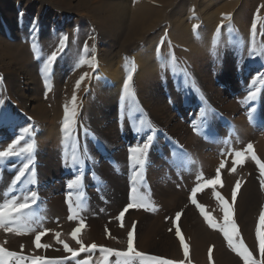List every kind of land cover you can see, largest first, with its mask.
I'll use <instances>...</instances> for the list:
<instances>
[{
    "label": "bare ground",
    "instance_id": "6f19581e",
    "mask_svg": "<svg viewBox=\"0 0 264 264\" xmlns=\"http://www.w3.org/2000/svg\"><path fill=\"white\" fill-rule=\"evenodd\" d=\"M153 1L140 0L136 2L131 8V22H125L124 19L116 16L117 18L114 17L115 21H112L108 27H103L102 36L109 45L104 48V55L100 57L97 67L101 79L89 84L90 95L86 101L89 102L91 99L90 102L93 105L89 110L91 130L104 141L108 148L118 147L120 135L129 133V131L123 132L119 129V123L124 120L121 117V121H119V115H126L124 108L127 109L133 99V94L126 93L123 87L128 75L132 76L130 89L136 91L138 107L148 124L154 122L164 128H169L170 125L174 127V129L169 128V131L175 139L169 138L168 143L162 142L155 145L151 153L143 156L146 161L150 162L149 172L153 183L152 201L159 209L127 214L128 217H132L136 221L134 224L137 232L136 242L139 253L143 257V259L131 260V264H153L147 257H155L159 261L170 260V264L181 262L179 242L175 240L176 234L174 236V229L172 226L170 227V220L177 213L181 215L177 220L178 225L174 228L176 230L178 227L180 232L191 236L193 264H208V260H206L208 249L214 251L213 264L214 261L215 264H242L236 253L225 246L219 234L210 233L198 221L196 204L188 205L181 210L186 204L187 191L190 187L201 178L210 175L218 162L227 163L223 159L227 150H218L217 145L213 142L200 143L186 129H181L175 116L171 114L175 105H179L178 109H174L184 115H201L204 112V106L197 103L199 101H196L190 92L183 94L179 91V80L169 69V63L173 62V57L170 59L169 57L176 54L177 59L183 65H190L193 74L207 95L218 103V107L223 112L234 113L230 102L226 101L227 98H222L221 92L214 85L212 77L214 79L215 74L218 75V72L223 68L229 69L226 63L232 62V60L227 57L224 62L221 56L224 54L232 56V48L241 44L242 40L239 37L242 36L244 39L241 30L244 28L240 24H238L240 32L238 31L236 35L235 24L237 25L238 19L241 16L244 17L245 13L243 12L246 10L248 13L259 12V7L264 3V0H198L192 1V4L190 3L188 6L180 3L177 8H174L172 14L169 13L172 15L171 19L164 16L163 10V6L168 4L169 0H156V3ZM5 3L3 6L0 2V57L6 65L3 66V71L7 75L6 80L9 87L7 93L9 91L10 94L0 97V113L5 117L3 121H0V135L7 137L18 126L24 124L26 126L34 123L38 125L42 130L39 131V149L41 151L39 158L45 165L41 171L47 179H50L54 177V172L59 168L57 146L60 140L57 132L54 131L55 125H53V120L57 118L56 112L50 114V105L40 98L42 89L36 78H28L26 88L28 90V86H30L29 89L34 92L32 99L27 98L24 94H19V89L21 90L23 86L19 77L23 72L26 73V69L20 63L21 57H19L18 51L15 53L10 50V46H7V39L17 37L24 26L20 25V28H17V21L14 20V5L7 1ZM263 15L264 11L261 15V29L264 30ZM222 17H230V19H222ZM164 23L166 25L162 29ZM257 24L256 21L255 26ZM220 25H224V27L217 32ZM194 26H198L195 32L193 31ZM233 26L235 27L231 28ZM164 31L167 32V35L170 34V37L160 39ZM260 38H262L261 35ZM120 41H123V46L125 45L124 47L127 49L136 48L128 55L130 61L135 62L136 66L129 68L130 63L120 58L122 53L118 55V51L121 50L118 47L121 45ZM142 44L144 45L142 46ZM233 56L236 57V55ZM223 63L224 66L221 68ZM14 65L16 67H13ZM31 68L33 67L31 66ZM231 70L227 74L232 75L231 79L234 80L236 73ZM74 79L64 85L63 89L59 86L57 95V100L60 102L59 108L64 109L73 103V98L71 100L70 98L77 95L74 92L77 90V83H74V81L76 82ZM112 87L117 88L113 90ZM235 87L238 90L241 88V84L235 82ZM85 92L86 89L83 88L76 100L79 97L78 100H86L84 99ZM181 95L184 97L182 103L178 102ZM236 99L239 101L241 96H237ZM76 100L75 102H77ZM31 101L34 103L32 107ZM36 125L34 126L36 127ZM65 139L69 140V137L66 135ZM176 144L182 145L183 149ZM121 151L115 155L109 153V156L119 158L117 169L104 166L103 169L106 171L104 180L107 181V186L99 196L91 195L88 210H67L63 206L65 196L61 192V182L57 181L55 184H51L48 191L45 192V197L49 201L42 202L40 205L35 202L19 217L20 226L27 234L9 233L11 239L5 244L4 252L16 255L0 254V264H32V261L37 258L45 264H128L127 258H118L98 250L85 251L79 256L72 257V251L80 252L81 245L88 248L95 244L97 249H107L114 245V241L105 233V230L111 228L112 233L115 235L118 233L113 230L114 227L110 226V223L105 222L115 217L117 210L125 204L127 198V163ZM263 153L264 145L260 144L256 154L263 157ZM190 158H193V163L198 161L197 166L203 170L201 176L192 177L189 174L187 166L190 164ZM226 165V169L232 170L231 163ZM17 166L16 163L6 165L4 161L0 160V181L8 179V174L13 175ZM59 174L57 172L58 176ZM257 174L258 172L256 173L250 164H244L237 170L236 175L231 176L227 173L225 178L228 192L232 188L230 184L232 179L245 178L246 180L237 193L236 219L242 228L245 244L251 248V252L254 254L252 257L254 264H264V256L261 255L259 249L257 250L259 245L256 228L260 213L264 209V189L261 187ZM236 181L238 182V180ZM2 187L3 184L0 186V191H2ZM8 187L5 191L12 193V185L8 183ZM1 199L0 204L6 201L4 197ZM17 200L18 203L24 202L23 198ZM63 222H69L68 226H64L66 223ZM81 223L84 225L86 238L80 244L65 243L72 250L65 251L64 243L54 240L55 235L62 233L63 230L81 225ZM3 229L0 228V233L3 232ZM31 229H35V231H31ZM261 231H264V228ZM37 235L41 236L40 245L42 246L39 248L35 243ZM118 239H122V242L124 240V244L127 241L122 237H118Z\"/></svg>",
    "mask_w": 264,
    "mask_h": 264
},
{
    "label": "rangeland",
    "instance_id": "374dc122",
    "mask_svg": "<svg viewBox=\"0 0 264 264\" xmlns=\"http://www.w3.org/2000/svg\"><path fill=\"white\" fill-rule=\"evenodd\" d=\"M6 1L14 5L13 10L15 15H13L15 17L14 20L16 19L15 21H17V28H20V25L24 26V29L18 33L17 37L7 39V46H10V50L15 53L18 51L19 57H21L20 63L23 64L24 69H26V73L23 72L19 77V81L23 85L21 90L19 89V94H24L27 98L32 99L34 97V92L29 89L30 86H28V90L26 89L29 81L28 78H36L38 80L42 89L40 98L50 105V114L56 112L57 118L53 120V125H55L54 131L57 132L60 141L57 146L59 168L54 172V177L47 179L41 171V168L45 165L42 164L39 158L41 152L39 149V131L42 130L38 125L34 123L33 125L26 126V124H24L18 126L15 131L7 137L0 135V150L7 151L17 140H20V144L14 149V152L19 153L18 155H12L9 159H0L4 161L6 165L13 163L18 164L17 170L13 175L8 174V179L0 181V186L3 184L1 188L2 191H0V202L3 197L5 200L19 199L35 193V200L31 202L32 206L35 202L40 205L42 202L49 201V199L45 197V192L48 191L49 186L60 181L62 185L61 192L65 196V199H63V206L67 210H88L91 195L99 196L107 186V181L104 180L106 175V171L103 169L104 166L114 170L117 169L119 158L111 157L109 153L115 155L122 150L121 152L124 154L126 159L125 162L127 163V198L125 204L117 210L115 217L105 222L107 224L110 223V226L114 227L113 230L118 233L117 235L112 233L111 228L105 230V233L114 241V245L107 249L116 252L128 251V234L131 231L133 232V248L136 252H139L136 242V228L133 229V225L136 221L132 219V217H128L127 214L129 212H142L145 210L155 211L158 210L159 207L152 201L153 183L150 179V162L143 158L145 155L141 153L133 154L131 150L142 148L145 143H149V137H151V146L147 149L146 155L151 153L155 145L162 142L168 143L169 138L175 139L169 131V128L174 129V127L170 125L169 128H164L158 126L154 122L148 124L146 119H144V114L138 107L136 91L134 89H129L131 95L133 94V99L127 106V109L124 108L126 115H119V121H121V117L124 118V120L121 121L122 123H119V129L123 132L129 131V133H122L120 135V144L118 147L113 146L114 148H108L104 141L98 138L94 131L91 130L89 110L92 109L93 105H91V99L89 102L86 101L88 95H90L88 89L89 84L97 79H101L97 67L100 63V57L104 55V48H107V45H109V43L103 39V27H108L112 21H115V18H117L116 16L124 19L125 22H131V8L140 0H0L1 5L5 6ZM192 1L198 0H169V3L163 6L164 16L171 19L174 8H177L180 3H184L188 6L190 3L192 4ZM153 2L156 3L157 1L154 0ZM15 6L16 8L18 6V8L16 9ZM259 8V12L254 11L253 13H248L247 10L243 12L245 13L244 17L241 16L238 19L237 25L235 24L236 27H231L236 28L235 31L237 35L240 28L238 24H240L244 28V30L241 29L244 39H242V36L239 37V39L242 40L240 42L241 44L232 48V56L227 54L221 56L224 62L227 57L232 60L233 63H226L229 69L223 68L218 72V75L215 74L214 79L212 77L214 85L218 91L221 92L222 98H227L226 101L230 102L233 108L232 112L234 113L228 114L218 107V103L213 101L212 98L207 95L205 89L202 88L195 74H193V69L190 65H183L181 61L177 59L176 54H172L169 57V59L173 57V62L169 63V69H171L174 76L179 80V91L183 94L190 92L194 96V99L199 101L197 103L204 106V112L201 115H184L182 112H178L174 109H178V107H180L179 105H175L176 107L172 109L171 114L175 116L181 129H186L188 133L192 134L200 143L206 144L208 142H213L217 145L218 150L226 149L227 152L223 159L227 161L226 164L230 165L231 163L233 167L236 168V171L233 173L231 170L226 169V164L221 168V163L218 162L210 175L201 178L190 187L187 191L186 204L181 210L188 205L196 204L195 209L198 212L197 219L206 230L210 233L219 234L225 246L234 252L229 247L223 235V231L215 229L227 231L229 235L233 236V242L237 246L241 240L243 241V244L252 257L254 254L251 252V248L245 244L242 228L236 219L237 197L234 204L232 201V192L237 184L236 180L239 181L240 188H242L246 180L245 178L232 179L231 182L229 181L232 188L228 192L226 190L227 181L225 177L227 173L231 174V176L236 175L240 167H243L244 164H250L256 173L258 172L257 175L260 182L264 181V176L260 175L261 170L257 164V161L264 164V153L263 157L262 155L258 156V154H256L259 145H264V30L261 29V15L264 11V3ZM170 12L171 14L169 15ZM254 21L258 23L255 26V36H253L252 33L253 25L255 24ZM165 25L166 23H164L161 28L163 29ZM163 33L160 39L170 37V34L167 35V32L164 31ZM260 35L262 38L259 39ZM120 43L121 45H118V47L121 50L118 51L117 47L118 55L122 53L120 58L130 63L129 68L136 66L135 62H131L128 57L129 52L136 48L130 47L127 49L124 47L125 45L123 46V41H120ZM143 45L144 44H142V46ZM34 46L36 48L35 51ZM57 49L61 50L57 51ZM53 54H56L57 59L49 66L48 74L45 75L42 73V69ZM233 55H236V57ZM5 62L7 63L8 61ZM90 65H94V67ZM3 66L6 65L0 57V97L10 94L9 91L7 93L9 87L6 80L7 75L3 71ZM31 66L33 68H31ZM223 66L224 63L221 68ZM13 67H16V65ZM212 69L214 70V68ZM230 70L236 73L234 80L231 79L233 78L232 75L227 74ZM75 77L76 79H74ZM81 77H84V79L80 83L79 88L74 91L77 94L75 97H78V94L85 88L86 92L84 93V99L86 100H78L79 97L74 105L71 103L66 106L68 110L67 115L70 118L73 109H75L76 112L74 122L69 119V134L63 130L66 113L65 108H59L60 102L57 100L58 90L59 86L63 89L64 85L70 83L72 79L76 80V82L74 81L76 84L77 81H81ZM235 82L241 84L240 89H236ZM116 88L117 87H112L111 89L115 90ZM132 88H134L133 85ZM253 92L256 93L255 98L249 100L248 97L251 96ZM182 96L183 95H181L182 99L180 98L178 102H183L184 97ZM237 96H241L239 101L236 99ZM72 98L73 97H71L70 100ZM81 98L83 99V97ZM31 103L32 107L34 103L33 101H31ZM119 111L122 112V110ZM34 125H36V127ZM66 135L69 137V140L65 139ZM28 144L34 145V150L31 154L21 152V149L26 148ZM249 144L253 146L252 153L246 150ZM177 145L178 147H183L182 145L176 144V146ZM182 151L184 152V150ZM203 151L205 152L206 148ZM237 152L242 153V157L239 159L235 156ZM186 154L188 153L186 152ZM133 155L145 160L143 168L139 165L134 166V161L132 159ZM252 156H255L256 160H253ZM234 161L237 162L234 164ZM189 162L190 164L187 166L189 174L192 177L201 176L203 170L197 166L198 161L193 163V158H190ZM25 164L31 167L25 172L20 181L16 182L15 178L20 175V171L18 170L22 171ZM218 170L220 174V184L209 186V182L216 178ZM124 171L126 172V170ZM57 172L60 173L59 176ZM137 173H139V175H137ZM13 180H15V182H12ZM73 181H79L78 187L72 189L68 188V185ZM8 183L12 185V193L5 191L6 188H9ZM133 188L137 191L133 192ZM194 190H196V192L193 196ZM218 197H223V201L227 202V204L232 207V222L237 226L238 236L233 235L231 225L226 222L224 211L222 210V202ZM193 199L196 201L195 204L192 203ZM126 208L128 210L125 212ZM200 209L204 210L203 213ZM122 212L124 215L121 218L120 214ZM175 215L170 220V227L172 226L174 229V236L176 234L174 226L178 225V221L176 220L177 215ZM205 216L211 218L214 227H209L205 220ZM63 223H66L64 226H68L69 224V222ZM79 227L80 225H77L71 229L63 230L62 233L55 235L54 240H59L64 244L76 242V240L72 239V235ZM180 234L189 249V256L186 260L183 247L176 235L174 238L179 242V252L182 257L179 264H193L192 238L184 232H180ZM76 235L80 243L84 241L87 236L84 232V227ZM118 237L127 240L125 244L124 240L122 242V239L120 240ZM9 239H11L9 237V232L4 228L3 232L0 233V249L4 250L5 244ZM258 249L259 246H257V250ZM211 257L213 258H211L210 262L208 249L206 252L208 264H213V250ZM238 257L240 262L245 264L244 260L241 259L240 256ZM168 262L171 263L170 260H168Z\"/></svg>",
    "mask_w": 264,
    "mask_h": 264
},
{
    "label": "snow or ice",
    "instance_id": "6c2138e0",
    "mask_svg": "<svg viewBox=\"0 0 264 264\" xmlns=\"http://www.w3.org/2000/svg\"><path fill=\"white\" fill-rule=\"evenodd\" d=\"M222 19H230V17H222ZM198 26H194L193 31L195 32ZM224 25H220L218 26L217 32H219L220 28H223ZM252 33L253 36H255V24L253 25V29H252ZM62 47V46H61ZM36 50L35 46H34V51ZM61 49H57V51H60ZM57 59L56 54H53L52 57L44 64V67L42 69V73L47 75L48 74V70H49V66L54 63V61ZM92 67H94V65H90ZM84 77H81V81L77 82V89L80 86V83L83 81ZM131 81H132V76L128 75L123 87H124V91L126 93H128L129 95H131V93H129V89L131 88ZM256 93L253 92L251 96L248 97L249 100H252L255 98ZM75 100L76 97L75 95L73 96V105L75 104ZM67 107L65 108V121H64V126H63V130L66 133L70 134V125H69V119H71L73 122L75 120V109H73L72 112V116L71 118L67 115ZM5 119L4 115L2 113H0V121H3ZM23 135V134H22ZM150 140L151 137H149V143H145L143 145L142 148H135L132 149V153H141L143 155L146 156V152L147 149L151 146L150 145ZM20 144V140H17L15 144H13L12 146L9 147V149L7 151L4 150H0V159L3 158H8L12 155H18L19 153L14 152V149L16 148L17 145ZM34 150V145L33 144H28L26 148H22L21 152H26L28 154H31V152ZM247 152L252 153L253 152V146L251 144H249L247 146ZM235 156L239 159L242 157V153L237 152L235 153ZM133 161H134V166L135 165H139L141 168H143L144 164H145V160L144 159H140L139 157H137L136 155H133L132 157ZM253 160H256L255 156H252ZM237 161H234V164ZM257 164L260 168V175L264 176V164L259 163V161H257ZM30 165L25 164L23 170H18L20 171V175L17 176L16 182H19L20 179L24 176L25 172H27L30 169ZM221 168L224 167L223 162L220 165ZM233 173L236 171V168L233 167L231 170ZM137 175H139V173H137ZM78 183L79 181H73L72 183H70L68 185V188L72 189L75 187H78ZM216 184H220V174H219V170L217 171V175L216 178L212 181L209 182V186L211 185H216ZM262 184V189H264V181L261 182ZM240 188V183L239 181L237 182V184L235 185L233 192H232V201L233 204L235 203L236 197H237V192ZM137 190L135 188H133V192H136ZM196 190L193 191V196L195 195ZM218 199L222 202V210L224 211V216H225V220L227 223H229L231 225V230L233 235L238 236V229L237 226L235 225V223L232 222L233 220V210L232 207L229 206L227 204V202L223 201V197H218ZM24 202L22 203H18L17 199H11V200H6L4 203L0 204V228H6L7 232L9 233H14L15 235H22V234H27V232L20 226V220L19 217L22 215V213H24L29 207L32 206L31 202H34L35 200V193H32L30 196L26 195L23 198ZM192 203L195 204L196 201L193 199ZM131 206V205H130ZM198 206V205H197ZM199 207V206H198ZM128 209H125V212ZM201 212L203 213V209H200ZM121 218L123 217L124 213L122 212L121 214ZM180 213H177L176 216V220L180 219ZM205 220L208 223L209 227H214L212 222H211V218L208 216H205ZM84 225L81 223L80 227L77 228L73 235H72V239L76 240V243L80 244L79 239H77V233H79L81 231V229H83ZM135 228V225H133V229ZM264 228V209H262L260 216H259V223L257 225L256 228V236H257V241H258V245H259V251L261 253L262 256H264V231H261V229ZM215 230H219V231H223V235L225 237V239L228 242L229 247L236 253V255L240 256L241 259L244 260L245 264H254V261L252 259L251 254L248 252L247 248L245 247V245L243 244V241L241 240L239 242V245L237 246L234 242H233V236L229 235V233L227 231H224L222 229H215ZM31 231H35V229H31ZM176 235L177 238L180 240L181 246L183 247L184 250V256L185 259H188L189 256V249L185 243V241L183 240L181 234H180V229L177 227L176 229ZM40 239L41 236L37 235L36 239H35V243H36V247L39 248L42 245H40ZM57 242H60L59 240ZM64 250L65 251H72L67 244H64ZM94 250H98L101 252H105V253H109L112 256H116L118 258H127L128 260V264H131V260L133 259H143L141 253L136 252L133 248V232H129L128 234V251L126 252H116L113 250H109V249H97V246L95 244L91 245L88 248H85L83 245H81L80 248V252H74L72 251V257H76L79 256L80 253L82 252H92ZM0 253H3L4 255H9V256H15L16 254L14 253H7L4 252L3 249H0ZM211 254H212V249H209V260L211 262ZM23 259V258H21ZM148 260L152 261L153 264H170V262L168 261H159L157 260V258L155 257H147ZM32 264H45V262H42L39 260V258H37V260L32 261Z\"/></svg>",
    "mask_w": 264,
    "mask_h": 264
}]
</instances>
